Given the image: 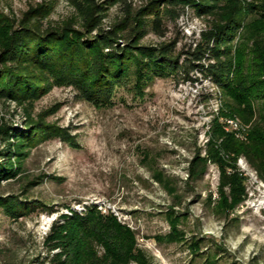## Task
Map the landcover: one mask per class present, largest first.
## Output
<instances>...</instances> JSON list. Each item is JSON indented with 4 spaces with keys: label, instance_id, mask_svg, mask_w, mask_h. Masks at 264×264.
I'll use <instances>...</instances> for the list:
<instances>
[{
    "label": "rangeland",
    "instance_id": "obj_1",
    "mask_svg": "<svg viewBox=\"0 0 264 264\" xmlns=\"http://www.w3.org/2000/svg\"><path fill=\"white\" fill-rule=\"evenodd\" d=\"M93 1L105 6L99 27L107 28L125 10L144 8L150 0ZM237 1L247 6L260 0ZM29 13L30 20L39 19L44 27L66 22L82 27L74 0H0V36L17 28ZM259 14H249L244 21L249 35L248 45L241 46L245 52L256 41L251 37L257 35L264 44ZM211 20L186 7L175 22L168 21L165 36L148 32L139 44L178 38L179 51L197 40ZM249 56L238 51L237 58L245 63ZM191 74L198 79L153 77L141 86L140 94L130 86L120 88L106 104L81 99L67 85H54L38 97L32 114L73 138L55 135L39 142L26 157L24 170L1 181L0 194L36 205L16 217L0 206V264L43 259L48 255L43 239L54 219L91 205L102 218L112 214L133 230L136 247L145 252L149 264H264V180L245 157L240 155L237 165L245 176L246 196L231 210L221 208L218 162L208 159L200 178L189 177L194 154L200 150L207 155L216 119L237 138L245 131L236 113L220 112V88L209 77ZM23 112L14 101H0V114L14 125H22ZM231 118L239 126L230 125ZM225 190L228 193L229 187ZM174 215L183 238L169 241L164 235L171 231ZM196 239L199 247L193 250L190 243Z\"/></svg>",
    "mask_w": 264,
    "mask_h": 264
},
{
    "label": "trees",
    "instance_id": "obj_2",
    "mask_svg": "<svg viewBox=\"0 0 264 264\" xmlns=\"http://www.w3.org/2000/svg\"><path fill=\"white\" fill-rule=\"evenodd\" d=\"M74 3L83 28L70 22L44 27L39 19L30 20L29 13L17 28L10 27L0 36V101H14L24 111L21 126L0 114V183L24 170L26 157L39 142L55 135L73 138L32 114L35 100L54 85L71 86L81 99L99 105L111 103L120 88L130 86L140 94L141 86L153 77L195 80L197 76L191 73L198 72L220 88V112L236 113L246 132L239 139L216 119L206 143L207 155L198 150L189 162L188 174L198 179L208 159L218 162L221 208L233 209L246 196L245 176L237 165L240 155L264 180V44L256 35L251 41L257 42L249 45L248 52L241 47L248 45L249 35L243 27L247 15L260 13L264 21V0L247 6L237 0H150L144 8L125 10L107 28L99 27L105 6L93 0ZM186 7L198 15L212 16L208 27L187 48L177 51L178 38L139 44L148 32L165 36L168 21L175 22ZM238 51L250 55L247 62L237 58ZM35 205L0 194V206L13 217ZM99 213L91 205L83 212L60 214L43 239L48 255L31 264H129L132 260L149 264L145 252L136 247L133 230L112 214L102 218ZM177 219L174 215L172 229L164 235L169 241L183 238L176 228ZM198 244L196 239L190 246L196 250ZM96 245L102 247L101 252Z\"/></svg>",
    "mask_w": 264,
    "mask_h": 264
},
{
    "label": "bare ground",
    "instance_id": "obj_3",
    "mask_svg": "<svg viewBox=\"0 0 264 264\" xmlns=\"http://www.w3.org/2000/svg\"><path fill=\"white\" fill-rule=\"evenodd\" d=\"M228 122L230 123V125H232V126H234V127H237V125H238L237 120H236V119H233V118L229 119ZM238 126H239V125H238ZM239 128H240V127H239ZM254 179L256 180V177H254Z\"/></svg>",
    "mask_w": 264,
    "mask_h": 264
}]
</instances>
